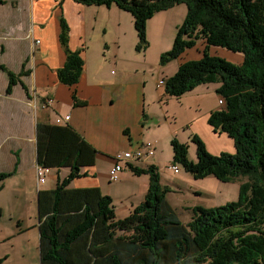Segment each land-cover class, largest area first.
Returning a JSON list of instances; mask_svg holds the SVG:
<instances>
[{"label": "trees", "instance_id": "obj_1", "mask_svg": "<svg viewBox=\"0 0 264 264\" xmlns=\"http://www.w3.org/2000/svg\"><path fill=\"white\" fill-rule=\"evenodd\" d=\"M72 1L83 6L115 5L131 14L138 53L148 47L147 20L186 5L173 47L160 56V64L177 59L199 39L205 41L203 57L180 65L163 80L164 92L179 98L197 86L219 84L216 94L222 107L209 114L207 124L231 139L234 152L213 156L194 139L193 163L187 159L186 145L172 141L174 163L196 179L213 176L226 183L246 179L239 185L237 201L213 208L195 206L184 225L166 200L169 189L160 184L157 167L129 165L134 175H148V189L143 201L118 219L112 198L99 188H67L71 180L86 175L81 168L94 166L98 152L70 126L38 122L37 165L69 169L62 181L37 194L39 264H264V0ZM59 24L65 62L56 78L71 87L83 74V50L70 49L69 26L62 15ZM210 46L240 53L242 61L232 64L211 57ZM24 68L25 64L15 74L0 64L8 79L6 95L16 84L27 93L21 80L28 74ZM73 101L78 104L75 95ZM14 170L0 173V191Z\"/></svg>", "mask_w": 264, "mask_h": 264}, {"label": "crops", "instance_id": "obj_2", "mask_svg": "<svg viewBox=\"0 0 264 264\" xmlns=\"http://www.w3.org/2000/svg\"><path fill=\"white\" fill-rule=\"evenodd\" d=\"M1 1L0 64L15 74L25 64L24 70L28 74L21 78L27 93L20 84H16L11 94L5 95L8 79L0 71V173L15 169L14 175L3 181L0 194L8 186L18 187L22 197L14 198L9 194L6 200L12 209L17 199L26 207V212L21 216L13 212L6 216L5 206L0 203V243L23 240L20 234L24 225L27 230L34 227L38 230V205L36 214L29 203L34 202L35 192L38 194L40 190L53 188L60 180L61 173L68 175L63 169H51L48 179L51 185L47 184V179L39 186L36 184V125L38 122L54 123L57 117L69 116V120L62 124L70 126L98 152L95 163L97 158H104L107 165L103 178L95 170H86L84 178L88 179L91 172L92 181H79L71 189L99 188L102 194L114 200L116 217L125 218L143 201L149 183V177L134 175L129 165L144 169L157 164L154 152L165 136L170 138L172 134L161 129L163 122L167 123V111H164L162 102L170 96L165 94L164 87L157 84L166 77L162 78L161 73L154 74L156 78L151 75L148 78L153 79V83H150L145 71L136 77L135 70H129V65L135 64V61L143 68L148 66L146 52H141L142 56L135 55L137 36L133 17L120 9L114 11L113 5L106 9L100 6L87 9L90 6L72 0ZM55 2L61 9L55 8L51 14V5ZM89 10L94 14L91 15ZM61 15L69 26L70 49H82L85 62L79 82L71 87L60 84L56 78V71L65 62V53L59 42ZM89 17L105 19L106 25L101 29L103 37L107 38L108 31L113 34L110 39L104 38L103 49L102 43L97 44L95 52H90L87 40L94 33V27L90 29L87 25ZM111 65L115 66V70ZM196 88L187 93L191 94ZM73 95L78 100L77 105ZM48 100L52 105L44 108ZM146 144L153 145L150 155L146 154ZM141 149L144 157L139 161L123 162L126 168L122 165V177L110 182L108 174L115 164L114 156ZM23 174L26 178H23ZM104 180L117 184L112 187L106 185ZM117 191L123 193L120 198L116 197ZM116 199L122 201L116 204ZM15 205L18 206V203ZM13 219L17 221L18 228L13 224Z\"/></svg>", "mask_w": 264, "mask_h": 264}, {"label": "rangeland", "instance_id": "obj_3", "mask_svg": "<svg viewBox=\"0 0 264 264\" xmlns=\"http://www.w3.org/2000/svg\"><path fill=\"white\" fill-rule=\"evenodd\" d=\"M100 7H104L103 9L107 8L105 6ZM55 8L61 9V6L56 2L52 3L51 14H53ZM87 9H96V7L90 6ZM112 9L118 11V8L115 5H113ZM186 10L185 4H179L167 11L154 14L149 20H147L146 39L148 47L144 52H146L148 66L143 68L138 61H135V64L129 65V67H131L129 70H135L136 77H139L141 72L145 71L147 80L150 83H153V79L151 80L148 78L149 76L161 73V76H163L162 78H169L177 72L180 65L198 61L203 57L205 41L199 39L195 41V44L192 47L184 50L177 59L169 61L163 65L160 64V56L165 52H169L173 47L174 40L177 36V30L186 16ZM89 13L91 15L94 14L92 10H89ZM87 25L90 29L94 27V33L87 40L90 44V52H95L97 44H101L105 40L104 38H106L103 37L101 33V29L106 25V21L101 18L93 19L92 17H89L87 19ZM111 36H113V34L108 31L106 39H110ZM101 47L103 49V43ZM141 52L142 51L139 52L140 54L135 52V55H141ZM207 53L211 57H217L232 64H238L242 59V54L221 47L210 46ZM111 66H109L108 71L110 70V67L112 70H115V66ZM154 78L156 77L154 76ZM218 87L219 84L217 83L200 85L194 90V92H190L191 94L185 93L179 98L169 97V99H165L162 102L164 111H167L165 114L167 117V123L165 124L163 122L161 129L166 133L172 132V134H170V138H167L165 136L166 134L163 135L165 138L158 144L157 150L154 152V157L156 158L155 162L157 164L152 165L157 167L160 184L169 189L166 194L168 204L177 213L180 221L184 225H187L190 222L192 217L191 208L195 205H200L203 208H213L237 201L239 185L246 179L239 178L236 181L229 183L221 182L213 176L196 179L192 174L186 172L180 164L174 163L173 160L172 141L186 145L187 159L193 163L196 162L197 149L194 139H198L204 145L206 151L213 156L219 155L222 152H234L231 139L223 133H214L212 128L207 124L208 114L222 107L219 97L216 94ZM169 127L171 131L169 130ZM122 165L126 168L125 164L122 163ZM106 166V160L104 158H97L94 168H81L80 173L83 174L86 170H95V172L101 174L103 178V173L107 168ZM172 166H175L178 171H174ZM62 169L69 173V169ZM91 174L92 173L90 172L88 179L84 178V176H80L81 178L71 180L68 183L67 188H73L74 184L79 181H92L93 178ZM49 175L50 172L46 176L47 180L49 179ZM141 175L148 177L147 174ZM65 176L67 175L61 173L60 181H62ZM137 176L142 177L140 175ZM35 177L36 184L39 186L36 170ZM119 177H122L121 173L119 174ZM23 178H26L25 174H23ZM104 181L106 182V185L108 184L112 187H115L117 184L110 183L108 180ZM47 184L51 185V180H48ZM43 187L45 188L46 186L43 185ZM8 190L9 193L7 192ZM19 190L18 187L11 185L7 187L5 192L0 194V203L5 206V211L7 213L6 216L10 215L11 212L15 215L17 214V216H21L26 212V207L23 206L21 200L17 199L16 202L18 203V206H16L15 204L17 203H15L13 209L6 200V196L8 198L9 194L14 195V198L22 197V191L20 193ZM117 192L118 195H116V197L120 198V195H123V193L119 191ZM33 198L34 202H30L29 204L33 205V210L37 214V192H35ZM119 200L122 201V199H116V204H119ZM114 203L113 200V205ZM12 221L15 226L18 225L16 220L13 219ZM21 231L22 233L20 235H22L23 240L19 239L18 241L16 240V242L9 240L8 242L0 243V264H39L37 227L27 230L24 225Z\"/></svg>", "mask_w": 264, "mask_h": 264}, {"label": "built area", "instance_id": "obj_4", "mask_svg": "<svg viewBox=\"0 0 264 264\" xmlns=\"http://www.w3.org/2000/svg\"><path fill=\"white\" fill-rule=\"evenodd\" d=\"M38 43V42H37ZM158 87H163V82H159L157 84ZM221 103V102H220ZM52 105L51 100H48L44 103L43 107H50ZM69 120V116H65L63 118L57 117L54 120L55 124H62L65 121ZM152 146L151 144H146L145 148L147 149L146 154L150 155L152 154ZM145 153L143 149L137 150L135 152H123V153H117L114 156L115 164L113 167L109 170L108 178L110 182H116L119 179V174L122 172V163L126 162H132V161H139L144 157ZM172 169L174 171H178V169L175 166H172ZM36 170V176H37V182L39 185L46 182V176L50 172V169L45 168L43 166L37 165L35 167Z\"/></svg>", "mask_w": 264, "mask_h": 264}]
</instances>
